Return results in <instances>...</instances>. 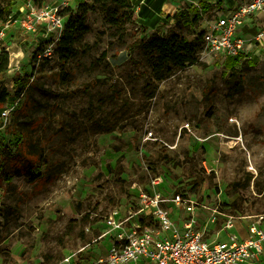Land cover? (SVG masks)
I'll return each instance as SVG.
<instances>
[{
    "label": "rangeland",
    "instance_id": "374dc122",
    "mask_svg": "<svg viewBox=\"0 0 264 264\" xmlns=\"http://www.w3.org/2000/svg\"><path fill=\"white\" fill-rule=\"evenodd\" d=\"M25 2L15 0L12 9ZM82 3L87 30L74 56L63 63L55 53L41 63L21 99L14 97L18 79L57 34L13 26L0 40V52L9 54L0 90L10 95L0 109L7 113L0 139L13 145L12 119L24 108L17 118L34 122L29 135L45 153L32 172L48 167L42 184L0 170V260L103 264L111 241L95 239L104 218L113 209L135 210L142 194L192 199L194 213L169 205L172 216L177 224L192 221L210 240L232 232L246 238L252 224L264 228V58L231 68L230 58L208 53L201 41L194 64L169 65L156 80L151 57L136 43L157 30L192 41L212 18L205 0H132V21L121 27L105 23L89 0H71L66 9Z\"/></svg>",
    "mask_w": 264,
    "mask_h": 264
},
{
    "label": "built area",
    "instance_id": "2783aa9c",
    "mask_svg": "<svg viewBox=\"0 0 264 264\" xmlns=\"http://www.w3.org/2000/svg\"><path fill=\"white\" fill-rule=\"evenodd\" d=\"M71 0H26L19 11L13 10L0 22V40L13 26L33 33L42 27L44 37L61 35L68 14H63ZM212 13L208 27L202 32V42L208 53L239 62L264 58V0H234L224 7L223 0H205ZM56 39V40H57ZM55 40V39H54ZM37 60L54 55V41L47 40ZM2 116H6L3 111ZM170 202V203H169ZM194 213V201L181 193L170 198L142 194L135 210L113 209L104 218V229L96 240L111 241L103 264H260L264 253V228L248 225L246 238L235 232L225 240H210L195 228L190 220L175 222L171 206ZM154 224V226H153ZM157 226V228L155 227ZM234 227L231 219L225 225ZM109 241V242H110ZM23 264V259L18 260ZM0 264H4L0 260ZM31 264H40L33 262Z\"/></svg>",
    "mask_w": 264,
    "mask_h": 264
},
{
    "label": "trees",
    "instance_id": "16d2710c",
    "mask_svg": "<svg viewBox=\"0 0 264 264\" xmlns=\"http://www.w3.org/2000/svg\"><path fill=\"white\" fill-rule=\"evenodd\" d=\"M15 0H0V22H4L12 14V6ZM37 4L40 0H34ZM94 6H97L103 15L105 23L110 26L121 27L126 23H130L133 18V4L132 0H89ZM89 7L86 3H82L76 12L70 11L68 8L62 13L68 14V18L64 25L63 31L58 39L54 42V54L58 53L61 62H65L74 56L75 44L80 40L82 35L86 32V13ZM198 17H194L197 22ZM47 41V40H46ZM202 41V32H199L192 41H187L179 34L173 33L169 35H161L158 30L152 32L147 38L139 40L136 45H139L153 62V73L156 80H162L164 71L168 70L169 65L183 67L187 64H194L196 62V53L199 43ZM44 48V47H43ZM40 48L34 53L32 57L33 67L30 74L20 77L21 82L19 89L15 92L14 97L21 99V97L32 87L35 74L43 62H48L49 59L43 58L37 60V55L43 51ZM228 64L234 68L236 61L230 60ZM9 54L7 51L0 52V76L8 69ZM245 66L251 67L246 62ZM10 95L6 88L0 90V109L5 106ZM27 106V105H26ZM22 108V107H21ZM18 109L16 118L12 119L14 126V135L16 139L13 145L5 144L0 139V170L17 175H23L30 178L36 184H42L48 179L44 172L48 171V167L44 168L43 173L34 174L32 172L36 163L45 161V153L43 147L39 142L31 138L29 130L34 122L19 120L17 117L20 114H26L23 109ZM26 109V108H25ZM16 110V109H15ZM15 112V111H14ZM25 116V115H23ZM3 124V117L0 112V127ZM47 168V169H46Z\"/></svg>",
    "mask_w": 264,
    "mask_h": 264
},
{
    "label": "bare ground",
    "instance_id": "6f19581e",
    "mask_svg": "<svg viewBox=\"0 0 264 264\" xmlns=\"http://www.w3.org/2000/svg\"><path fill=\"white\" fill-rule=\"evenodd\" d=\"M164 9L169 10L170 9V5L168 3H165L164 4ZM233 121H236V120L233 119Z\"/></svg>",
    "mask_w": 264,
    "mask_h": 264
}]
</instances>
